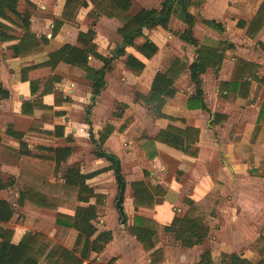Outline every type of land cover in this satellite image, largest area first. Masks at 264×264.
Here are the masks:
<instances>
[{
    "label": "crops",
    "instance_id": "0c3cea01",
    "mask_svg": "<svg viewBox=\"0 0 264 264\" xmlns=\"http://www.w3.org/2000/svg\"><path fill=\"white\" fill-rule=\"evenodd\" d=\"M65 1L18 0V12L27 10L30 14V32L40 43L38 53L16 57L9 49L25 32L17 25L4 22L9 26L11 39L0 40V83L9 92L7 99L0 100V148L8 157L1 170H18L17 174L12 173L6 180H0V200L13 207L11 220L17 209L33 215V228L27 231L16 232L8 227L11 220L3 225L13 231L12 243L17 244L28 232H40L53 243L67 250L73 249L78 232L57 225L55 211L38 208L28 200L19 205V191L15 194L11 187L23 181L21 189L24 185H33L41 188L48 197L61 201L67 199L65 190L58 189L64 186V172L69 166H75L81 174L106 169L86 180L85 185L103 196L96 205L97 217L91 222L96 229L91 240L99 233H111V240L103 249L92 251L82 264H150L149 253L143 251L141 244L128 231L134 217L158 225V244L152 251L161 248L164 258L155 264H171L172 245H165L162 235L172 234L165 232L164 227L169 226L174 218L184 217L190 210L189 202L197 208L195 216L199 212L203 215L204 224L209 228L207 240L211 239L223 251L219 256L221 253H236L249 259L240 250L244 231L251 235L249 248L254 254L255 240L260 235L264 237V174L252 171L264 158V112L257 137L251 142L264 102V88L255 95L257 83L249 78L243 79L237 90L221 84L232 81L239 62L256 64L255 75L264 76V24L253 36L247 35L262 0H187L186 10L194 18L190 28L182 20L178 8L171 13L166 29H143V35L135 39L133 46H124L121 55L117 54L123 40L118 33L124 23L121 18L94 17L93 4L86 0V7H78L72 18L63 19ZM163 2L158 7L142 6L132 12L131 0L127 15H135L141 9L160 10ZM55 21L61 25L53 35ZM203 21H214L220 27L207 26ZM187 29L196 45L180 38ZM88 31L93 32L94 52L87 56V66L97 71L105 67L104 85L97 94L81 69L63 61L53 69L39 66L48 60L50 53L64 45L81 47L77 42L78 34ZM146 40L158 48L149 59L138 50ZM218 42H226L229 48L219 66L207 67L200 75L205 107L188 109L187 100L196 94L188 68L197 61L200 46L213 47ZM176 48L180 49L178 54H174ZM127 56L143 63V70L134 72L127 68ZM174 60L184 65L185 71L173 84V97L165 99L160 110L163 117H156L139 96L150 91L155 75L164 72ZM244 81L249 83L248 87L244 86ZM107 126L111 127V132L105 137L102 134ZM167 128L198 130L191 149L195 154H186L157 140V135ZM31 141H39L42 145L35 147L36 153L32 152ZM49 142L57 143L48 146ZM82 144L90 151L94 149L95 157L81 162L79 168L68 161L76 153L77 146ZM66 147L72 151L57 165L51 150ZM44 153L50 156H44ZM106 155L117 159L118 170ZM48 161L52 163L51 175L58 179L54 182L34 173L35 167ZM118 175L124 182L122 194ZM113 178L117 181L118 197H122L121 206L126 217L122 221L116 207L117 197L115 209L120 228L110 207L111 189H102L100 185L103 179H108L106 187H112ZM136 182L162 187L165 194L153 207L135 208L131 185ZM74 197L70 196V204L88 205L79 203ZM94 203L95 199H90L89 204ZM57 212L67 217L75 214L74 209L67 206H60ZM226 223L230 226L224 232ZM60 230L68 232L63 243L54 238ZM219 235L236 238L238 244L228 243ZM184 249L185 253L195 251L196 255L198 246ZM184 257L189 261L183 254Z\"/></svg>",
    "mask_w": 264,
    "mask_h": 264
},
{
    "label": "trees",
    "instance_id": "16d2710c",
    "mask_svg": "<svg viewBox=\"0 0 264 264\" xmlns=\"http://www.w3.org/2000/svg\"><path fill=\"white\" fill-rule=\"evenodd\" d=\"M93 4L92 15L94 17L106 16L117 17L123 20V26L118 29V33L122 36V46L118 48L117 54H124V46H133L136 38L143 35V29H152L154 27L167 28L168 20L171 13L178 10L182 16V20L191 27L194 18L187 12V0H164L160 10L141 9L135 15H127L131 6V0H90ZM18 0H0V40L7 41L11 39L8 34L9 26L4 23H11L22 28L25 32L21 40L9 47L16 57H23L29 54L38 53L40 51V43L36 36L30 32L29 12L23 10L19 13L17 10ZM86 0H66L61 17L70 19L78 7H86ZM207 26L220 27L214 21H203ZM264 24V0L258 9L255 17L249 24L247 35L253 36ZM61 23L55 21L53 35L58 31ZM92 31L87 33H79L77 42L81 47L64 45L58 50L52 52L48 56V60L39 66H50L52 69L61 61L68 63L71 67L81 69L86 73V77L91 81V86L94 89V94H97L104 85L105 70H93L87 66V56L93 54L94 46L91 43ZM180 38L192 45H196L192 33L187 29ZM229 48L226 42H218L213 47L200 46L197 50V61L192 63L188 68L190 78L196 88L195 96L187 100L188 109H204L201 91L200 75L204 73L207 67H217L220 65L223 54ZM138 50L144 54L146 58H151L157 53L158 48L149 40H146ZM101 59V58H100ZM107 60L104 59V63ZM127 68L134 72L143 70L144 65L132 56H127L125 59ZM38 67V66H35ZM258 70L256 64L248 62H239L233 79L230 83H223L221 86H230L237 90L241 81L249 78L257 83L255 95L264 88V76L259 78L255 75ZM185 66L178 60H174L164 72H158L152 82L150 91L145 96H139L141 100L150 107L152 113L156 117H163L160 110L165 103L166 98L173 97L175 89L173 84L183 74ZM254 72V74H253ZM244 86L249 85L248 82H243ZM9 92L5 90L0 83V100L7 99ZM264 112V102L261 107L252 137L253 142L259 132V122ZM103 136H107L111 132V127L107 126L103 130ZM12 134V132H8ZM14 134V133H13ZM199 131L196 129L187 128L185 130H177L167 128L157 135V140L166 143L176 149L188 154H195L193 149L195 140ZM21 138V135H18ZM23 145V144H22ZM264 146V136L262 140ZM9 150V149H8ZM11 151V150H10ZM54 153V160L57 165L67 158L71 153V148H58L51 150ZM155 154V153H154ZM152 155H150L151 157ZM106 169L98 170L89 174H81L75 166H69L64 172V186L58 189H64L67 199L56 201L52 197H48L45 192L39 187L33 185H24L19 191V205H22L25 200L41 209H48L56 212V224L67 228H73L78 232L76 242L72 250H67L58 243H53L43 233L37 232L31 234L26 233L17 244L12 243L13 231L4 228L3 225L8 223L13 216V207L6 201L0 200V264H82V261L89 259L92 251H101L105 244L111 240L110 232L99 233L94 239L96 229L92 225L97 217L96 205L103 199L102 195L95 194L93 190L85 185L86 180L91 179ZM253 172L264 174V158L261 159L256 168H252ZM116 174L118 172L116 171ZM12 181V179H11ZM12 182L10 183V185ZM1 185V182H0ZM133 194V206L135 208L153 207L154 203L163 197L165 190L159 186H150L143 182H136L131 185ZM70 196H75V200L79 203H86L87 206H74L69 203ZM95 199L94 204H89L90 199ZM190 203L189 212L182 218H174L169 226L164 227L165 232L172 234V237L183 248H192L204 243L209 234V228L204 224L203 215L199 212L195 216L196 207ZM71 207L75 214L73 217H67L58 213L59 207ZM142 246L145 253H149L148 259L150 264L163 261V250L158 248L152 251L158 244V225L148 219L134 217L132 225L128 229ZM253 250L260 257L264 255V237L258 236L253 244ZM152 251V252H151ZM221 264H252L247 258L239 254H220ZM261 260L258 264H261ZM108 264H111L109 262ZM196 264H213L211 253L205 250L200 255V259ZM263 264V263H262Z\"/></svg>",
    "mask_w": 264,
    "mask_h": 264
},
{
    "label": "rangeland",
    "instance_id": "374dc122",
    "mask_svg": "<svg viewBox=\"0 0 264 264\" xmlns=\"http://www.w3.org/2000/svg\"><path fill=\"white\" fill-rule=\"evenodd\" d=\"M161 1L162 0H133L132 12L138 10L142 6H144V7H158L159 4L161 3ZM177 49L178 48H176V50H175L176 52L174 54H176V53L178 54L180 49L179 50H177ZM116 108H119V107L117 106ZM56 143L57 142H55V143L49 142L47 144H48V146H54ZM30 144H31V146L34 147V150L32 151L33 153L37 152V150L35 148L36 146H42V145H40L41 143L39 141H31ZM79 146H77L76 153L73 154L71 156V158H69L68 163H73L80 168L81 162H85L86 159L93 160L95 156L93 155L94 149H93V151L86 149L85 144H82ZM43 155L44 156H50V155H47L46 153H44ZM7 159H8V157H7L6 153L0 148V180H6L8 178V176L11 175L12 173H15V174L18 173V170H16V169L15 170L12 169L11 171H2L1 170V165L4 163V161H7ZM43 161L45 162L47 160H43ZM47 163L42 164V165L40 164V165H38V167H35L34 173L35 174H42L43 176H45L46 180H51L54 182L58 179H57V177L53 178V176L51 175V167L50 166L52 165V163H50L49 161ZM22 182L23 181H20L19 184L11 187V190L13 193L17 194V192L20 191L21 186H22ZM108 184H109L108 179H103L100 185H101L102 189H105V188L111 189L112 199L110 201V207L113 208V209L111 208V211L114 213V216L117 218L116 221L118 224V228H120L119 226L121 225V222H120V219L118 218V215H117V212L115 209V202H116L117 197H118V184H117V181L115 178H113L112 187H106V186H108ZM123 200H124V197H123ZM32 218H33V215L31 213H29L28 211H23L21 209H17L15 216L8 223V227L13 228L14 231H16V232H23L24 230L27 231V230L33 228ZM228 226H230V225H227V223H226V227L224 229V232H226L228 230V228H229ZM67 233H68L67 230L57 231L54 235V238L56 240H58V242L63 243L68 237ZM219 236H221L220 237L221 239L228 241V243L236 244V245L238 244V240L236 238H231L228 236L226 237V236H222V235H219ZM242 237H243V242L241 244L240 250L249 258V260L251 261L252 264H258L261 260H263L262 263L264 264V255L262 257H260L258 254H256V253L254 254L253 252H251V249L249 248L251 235L248 234L247 231L245 230ZM162 239H163V242L165 245H166V243H171V245H172V250H171V254H170L171 264H179V263H181V264H196L200 259V255L205 250L210 251L211 257L213 260V264H221L220 263L221 258L219 256V253L223 252V251H221V249L219 250V248L216 247V245L212 242L211 239H208V240L206 239L203 244L198 246V251H197L196 255H194L195 251L194 252L192 251V253H190V254L185 253L184 252L185 249L179 246V243H177L173 239L172 235L164 234V235H162ZM209 240H211V241H209ZM240 243H241V241H240ZM235 250H239V248H236ZM183 254L189 258V261H187V260L185 261V257L183 259ZM196 260H198V261L196 262Z\"/></svg>",
    "mask_w": 264,
    "mask_h": 264
},
{
    "label": "water",
    "instance_id": "95a60500",
    "mask_svg": "<svg viewBox=\"0 0 264 264\" xmlns=\"http://www.w3.org/2000/svg\"><path fill=\"white\" fill-rule=\"evenodd\" d=\"M106 158L107 159H109V160H112V161H114V163H115V169L116 170H118V168H119V162L117 161V159L116 158H114V157H112V156H109V155H106ZM117 181H118V183H119V191H120V193L122 194L123 193V191H124V182H123V180L121 179V177L118 175L117 176ZM121 202H122V197L121 196H119L118 197V200H117V202H116V207H117V209H118V211H119V214H120V216H121V218H122V221H125V214H124V212H123V208H122V206H121Z\"/></svg>",
    "mask_w": 264,
    "mask_h": 264
}]
</instances>
